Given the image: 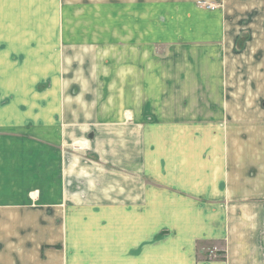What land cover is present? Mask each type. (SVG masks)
<instances>
[{
	"label": "crops",
	"instance_id": "1",
	"mask_svg": "<svg viewBox=\"0 0 264 264\" xmlns=\"http://www.w3.org/2000/svg\"><path fill=\"white\" fill-rule=\"evenodd\" d=\"M71 25L77 73H6L0 39V264H264V67L229 74L264 0H0Z\"/></svg>",
	"mask_w": 264,
	"mask_h": 264
},
{
	"label": "rangeland",
	"instance_id": "2",
	"mask_svg": "<svg viewBox=\"0 0 264 264\" xmlns=\"http://www.w3.org/2000/svg\"><path fill=\"white\" fill-rule=\"evenodd\" d=\"M207 4L206 3H199V7L204 8ZM212 5V4H208ZM216 6L217 9L219 8L218 5ZM222 6V5H221ZM216 9V10H217ZM220 9V8H219ZM236 11V9H234ZM236 17V13H235ZM75 19L70 18V22ZM78 21V19H77ZM237 24V20L235 19V23ZM64 29H67L65 26ZM71 32L67 33L66 31L64 33H60L59 29H0V39H2L3 42V51L1 50L2 54H5L3 56L5 58V71L8 72H15L16 70L22 69V74L27 73L29 74L31 72L30 68L31 64L38 63V76L40 74H43L44 79L46 77L47 73H63L66 72L68 68L76 69L74 73H77L79 66H71L76 61L75 59L79 57L80 51L78 50V41L77 37H83L89 36V31H86V34H80L77 32H72V29H77L74 26H70ZM78 29H81L79 27ZM239 32V42H238V49L240 47H243L245 42L248 40V36L250 35L249 31H252L256 34V37H261V39L257 40L256 38V46L259 45V47H256L254 44V40L252 43H250L251 50L244 52L242 55H232L233 60L239 61L240 65H234L231 66V69L233 71H229L230 75L236 76L237 71L244 70L242 74L245 76V81H248V77L255 75L256 71L253 70L252 66L249 64L250 61H252L254 64H256V67H260L262 65L264 67V29H235ZM254 35L252 36L251 40L253 39ZM80 42V41H79ZM83 42V41H82ZM34 43V44H33ZM84 43V42H83ZM87 43L86 42V47ZM255 47V48H254ZM70 48V51L68 50ZM90 48V47H88ZM88 51V54L93 51H90L89 49H86ZM67 51L71 52L69 56H67ZM38 53V56L36 55ZM20 54V55H19ZM81 55L80 58H85L87 55ZM246 54V55H245ZM75 57V59H72L71 57ZM22 57V58H19ZM64 57V59H62ZM66 57L70 58V64H68V60ZM22 59V62H20ZM37 59V62L35 61ZM244 64H241V63ZM261 63V64H260ZM20 64H22L20 66ZM70 65V66H69ZM92 67V66H91ZM86 69H89L88 66L84 67ZM93 69V68H92ZM17 72V71H16ZM258 74V72H257ZM264 74V73H262ZM257 76V75H256ZM250 85H252L251 82H248ZM248 83H245V88L248 89ZM255 86L259 87L260 89H264V80H256L253 82ZM243 84V83H241ZM241 86V85H240ZM233 88V87H230ZM213 248L208 250V254L212 256L216 250H212ZM212 250V251H211ZM212 252V254H211ZM215 254V253H214Z\"/></svg>",
	"mask_w": 264,
	"mask_h": 264
},
{
	"label": "built area",
	"instance_id": "3",
	"mask_svg": "<svg viewBox=\"0 0 264 264\" xmlns=\"http://www.w3.org/2000/svg\"><path fill=\"white\" fill-rule=\"evenodd\" d=\"M204 8L207 9V10H211V11H214V10L217 9V7L213 6V5H206ZM211 254H212V252H211Z\"/></svg>",
	"mask_w": 264,
	"mask_h": 264
}]
</instances>
